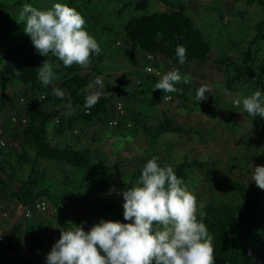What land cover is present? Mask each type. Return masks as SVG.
Here are the masks:
<instances>
[{"label":"rangeland","instance_id":"rangeland-1","mask_svg":"<svg viewBox=\"0 0 264 264\" xmlns=\"http://www.w3.org/2000/svg\"><path fill=\"white\" fill-rule=\"evenodd\" d=\"M13 1L0 0V3H7L10 6L0 11V50L2 49L7 54L17 56L20 59H27L32 56H40L44 60L50 59L55 73V78L50 83L53 86L59 77L60 68L57 64L60 61L55 57L41 56L36 51L30 36L24 32L25 25L16 22L20 9L11 6ZM74 1L86 21L85 30L97 40L101 47V53L96 55L95 63L93 57L89 65L82 69V74L91 73L93 66L95 73L92 75L94 78L98 73L105 75L109 71L111 72L112 77L103 85V88L106 87L107 89L102 88L98 91L103 95L105 90H109L115 95L110 106L117 111L114 120H118V124L112 125L105 118L91 123L83 121L77 123L72 131L68 130L66 133L68 137H65L60 135L59 124L57 120H54L49 123L47 131L51 144L66 148L82 142L80 144L88 150L93 163H99L104 168H115L116 164H121L124 168H130L131 173L136 172L137 168L142 170L153 156L161 158L158 161L161 166L168 164L173 169L185 159L206 162L207 167L189 170L188 180L183 181L182 184L196 197L197 216L209 204L240 203L241 198L238 192L233 189V184L245 185L252 194H257L256 199L264 208V190L260 189L254 181H251L252 169L249 167L251 163L253 167L264 166V118L249 115L243 110L242 102L239 106L234 103L238 98L247 97L257 90H262L261 84L264 82V75L260 71L259 65L264 55V42H252L256 34V24L264 16L263 9L257 7L258 12H262V15L257 14L253 24L244 25L240 23L236 28L231 27L229 21H232L233 18L237 21V16L227 15V19H224L225 22H222L218 11L211 15L213 19L216 18V24L212 28H207L197 22V25L201 27L203 36L210 44V60L173 67L174 70L180 72L182 77L188 76L190 82L187 84L178 83L185 88H182L180 94L175 95L172 100H164L167 102L166 106L171 109L166 107L167 113L164 112L166 115L156 114L159 119L167 117L177 126L194 129L198 132V134L188 135L164 133L160 124L145 131L141 129L137 122V112L135 111L137 107L133 105L132 101H126L123 114L117 110L116 99L118 95H121V91L114 89L112 83L118 81L123 84L129 75H136L137 71H132L136 65L143 68L152 65L143 59L148 55L141 50L133 52L130 49V42L126 38L128 21L132 17L143 15L169 14L173 10L174 4H186L188 1ZM140 2L144 4L145 8L138 10L135 5ZM55 3L62 2L61 0H31L30 4L38 9H50ZM250 50L252 51L251 62L244 66V76L241 82L235 83L232 81L236 77L235 69L226 59H231L238 65ZM153 57L154 59L159 58L158 55ZM160 68L167 71L164 67ZM138 72L140 73L139 70ZM195 83H198V86L190 87V84ZM128 84L131 85V83ZM205 84L209 85L211 89L205 94V97L212 99L215 103L212 106L213 113H209L204 104H199L194 94L196 89ZM25 93L24 86L15 80L8 83L4 95L1 94L0 90V117L4 116L2 112L6 105L16 106L21 98L28 99ZM46 100L40 102L41 106L46 104ZM2 101L5 103L4 106ZM123 101L122 98L121 102L123 103ZM63 106H65V116L72 119L76 110L70 106V103H64ZM145 107H141V109ZM6 125L9 132L11 125L8 126V120ZM23 139L21 140L20 151L13 152V157L5 159L8 160L5 161L7 173L16 177L12 183L14 188L15 186L18 188L17 179H26L30 172L31 160L35 154L34 149L25 147ZM21 153L25 157L21 156ZM16 160H20L21 164L17 165ZM211 170L215 172L214 175L210 173ZM41 175L47 184H52L70 178L75 180L81 176V171L68 165L43 162ZM211 176L214 178L210 180ZM60 203L65 206L63 211H57L55 205L51 204L47 212L37 213L29 219L32 224H36V220H38L37 229L41 236V246H37L35 242L26 239L21 250L17 253L18 258L23 262L40 264L37 258V248L43 247L45 249L50 240L58 241L62 226L68 227V224L74 222L78 226L82 225L87 232L101 219L110 220L105 214L96 216L90 210H85L71 201L64 200ZM7 209L9 214L5 213L7 211L0 212V221H3L5 232H12L24 218L22 207L16 201H12ZM90 222L92 225H89ZM21 233L25 234L24 228H22ZM3 243L6 245L7 240ZM101 254L104 253L101 251Z\"/></svg>","mask_w":264,"mask_h":264},{"label":"trees","instance_id":"trees-1","mask_svg":"<svg viewBox=\"0 0 264 264\" xmlns=\"http://www.w3.org/2000/svg\"><path fill=\"white\" fill-rule=\"evenodd\" d=\"M253 1L259 2L264 10V0ZM61 2L80 12L74 0H61ZM30 3L31 0H14L13 4L10 5L15 9H21L22 5ZM8 5L7 3H0V11L9 8ZM135 8L139 10L144 9L145 6L140 2L135 5ZM172 9L169 14L132 17L126 26V38L130 42V49L133 52L141 50L148 56L158 55L159 58L155 59L158 68L160 63L170 65L172 68L181 65L176 55L178 45H183L186 49V59L183 64L210 60V44L192 19L187 16L186 6L176 4L172 6ZM258 41L264 42V17L256 24L254 42ZM93 57L95 63L97 59L95 53L91 55L90 62ZM251 59V50L238 65L233 60L226 59L236 72V77L232 81H235V83L241 82L244 76L243 68L245 65L250 64ZM43 61L44 59L40 56L20 59L17 56L7 54L2 49L0 50L1 94L4 95L8 83L15 80L24 86L28 98H34L37 94L45 93L47 99L46 104H43L44 107L41 106L39 101L33 100L25 108L24 113L28 119L26 125L11 123L12 127L9 132L7 125H3L7 145L0 149V212L7 211L5 213L9 214L7 206L12 201H16L23 208L32 207L38 200H47L55 205L56 209L61 201L68 200L85 210H90L96 216L105 214L109 217V221L132 222L124 219V198L118 193V190L125 191L128 187L136 185L142 174L141 168H137L134 173L130 172V168H124L121 164H116L115 168H104L99 163L92 162L87 149L74 148L72 145L60 148L51 144L47 136L48 125L54 120H57L59 124L60 135L65 137H68L67 131H72L79 122L91 123L101 118L112 122L117 115V111L115 112L110 106L114 95L105 90L98 102L90 109H86V96L91 91L101 89L99 86L89 89L88 86L93 84L101 73H98L94 78L92 75V73H95L93 66L91 73L83 75V68L79 65L65 68L62 61H60L57 64L60 70L58 71L57 83L53 85L55 87L51 84L44 86L38 76V69ZM259 69L264 75V55ZM109 77L111 78V76ZM140 79L141 84L137 85L135 83L133 87L129 88V93L123 96L126 101H129L132 95L135 94L143 98H149L148 87L155 86L159 82L156 77L145 73L140 74ZM196 86H198V83L190 84V87L195 88ZM175 87L177 91L174 93H164L162 90L156 89L155 92L152 91L153 98L164 97L165 95L175 96L180 94L182 88H185L180 84H176ZM261 87V93L264 96V82H262ZM56 88L65 93L62 99L53 94V90ZM138 88H140V91L137 90ZM197 90L194 92L195 95ZM64 103H70V106L76 110L72 119L65 116ZM123 103L125 105V101ZM198 103L204 104L209 113L214 112L212 106L215 103L212 99L206 98ZM2 105H5L3 101ZM147 106L153 107L154 103L150 100ZM159 123L164 133L198 134L194 129L177 126L167 117H164V120ZM82 131L84 132V130ZM21 138H24L23 144L25 147L34 149L35 154L31 160L30 172L26 179H17L18 188L16 186L14 188L12 183L16 177L7 173L5 161L8 160L5 159L13 157V152L20 151ZM21 156H24V154L21 153ZM43 162L68 165L80 170L81 176L75 180L70 178L69 180L47 184L41 177ZM16 164L20 165L21 161H17ZM207 166L206 162L185 159L177 165L174 172L178 178L186 181L188 180L189 170L201 169ZM210 173L214 175L215 172L211 170ZM213 178L211 176L209 179ZM232 187L238 192L241 198L240 203L209 204L203 210V222L206 224L209 234L213 237L215 264H264V208L257 201V194H252L245 185L233 184ZM23 217L19 226L12 232H5L3 221H0V264H28L17 256L26 239L35 242L37 246H41L40 232L36 225L29 221L33 216L31 218ZM197 217L199 219V216ZM91 223L89 225H92ZM75 225L78 224L73 222L68 224V227H74ZM68 227L62 226V229ZM22 228L25 229L24 235L21 233ZM5 240H7L6 245L3 243ZM56 242L50 240L45 249L43 247L37 248V258L40 264H47V254Z\"/></svg>","mask_w":264,"mask_h":264},{"label":"clouds","instance_id":"clouds-1","mask_svg":"<svg viewBox=\"0 0 264 264\" xmlns=\"http://www.w3.org/2000/svg\"><path fill=\"white\" fill-rule=\"evenodd\" d=\"M16 22L25 25V34L41 56L55 57L65 68H86L91 55L101 53L97 40L85 30L82 14L68 5L55 3L50 9H38L24 4ZM176 55L182 65L186 59L183 45L177 46ZM38 76L44 86L55 78L50 59L43 61ZM181 82L187 84L190 78L170 70L161 76L155 89L174 93L175 85ZM96 86L103 88L100 77L88 88ZM210 91L209 85H201L196 100H205ZM53 94L61 99L65 95L59 88ZM100 96V91H91L85 108L93 107ZM241 102L249 115L264 118L261 91L234 101L237 106ZM160 159L153 156L148 160L137 184L121 193L124 219L132 222L101 219L87 232L82 225L60 229L61 237L47 254V264H215L213 237L203 222L204 213L197 217L195 195L182 186L171 165L158 164ZM249 167L251 181L264 190V166L253 167L251 163Z\"/></svg>","mask_w":264,"mask_h":264},{"label":"crops","instance_id":"crops-1","mask_svg":"<svg viewBox=\"0 0 264 264\" xmlns=\"http://www.w3.org/2000/svg\"><path fill=\"white\" fill-rule=\"evenodd\" d=\"M187 1L188 2L186 4H183L187 8L186 14L190 19H192V21L195 23V25L197 26V28L200 31H201V29H200L201 27H199L197 25V22L199 24H202L203 26H205L207 28H209V27L212 28L216 24V18L214 17V19H213L211 15L217 11L220 14V18H221L220 20H222V22H225L224 19H227V15L228 16H231V15L237 16V21L235 18H233L232 21L228 20L230 26L231 27L233 26V28L238 27V25L240 23H243L244 25H246L248 23L253 24L254 19L256 18L257 14L262 15L261 13L262 12L264 13V10H262L261 13L258 12L257 7H260L261 9H263V7L260 5L259 2H257V1L254 2L253 0H187ZM174 5H176V4H174ZM255 10H256V13H255ZM252 43H254V41ZM143 59L146 60L148 63L152 64V65H147V66H153V67L157 66V60H155L153 56H146ZM160 67L166 68L165 70H167V71L174 70L170 65H164L162 63H160L159 68ZM156 68H158V67H156ZM144 69L145 68L138 67V65H136L132 69V71H137V74L136 75H133V74L129 75L128 79L125 81V83H123L124 86H127L129 88L133 87V85L135 84V80L140 78V74L141 73L144 74V72H143ZM138 70L140 71V73L138 72ZM108 74L112 77L110 71L108 72ZM128 83H131V85ZM153 86L151 85L148 87V90L150 92L149 98H143L138 94L132 95V97L130 98V101H132L133 105L135 107H137L136 109L134 108L135 111L137 112V122L141 126V129H143L144 131L148 130V128H150V127L157 126L158 124H160L159 122L164 120L163 119L164 117L159 119L158 117H156V114L157 115H166V113H167L166 110L169 107L166 106L167 102H165L164 100L168 101L167 100L168 96L171 97L170 100L175 98V96H172V95H165L164 97H154L153 98L152 91L153 92L156 91L155 86L154 87ZM104 88H106V87H104ZM137 90L140 91V88H138ZM116 94H118V93H116ZM123 96L124 95H122V94L118 95V98H117L118 100L116 99V104L118 101H121L122 98L126 103V99ZM152 98H153V100H152ZM114 99H115V95H114ZM150 100L154 103L153 107L147 106ZM19 103H20V101L13 108H11L12 105L11 106H9V105L5 106V109L2 113L6 116L0 117V124L4 125V124H6V121L8 120V126L11 125L10 128L12 127L11 122L9 123L10 116L18 108ZM125 107H126V105H125ZM141 107H145L146 109L145 108L141 109ZM115 112H116V110H115ZM164 112H166V113H164ZM80 143H82V142H80ZM80 143L74 144L72 146L74 148L80 147V148L84 149V147ZM36 222L37 223L35 225H36V227H38L39 226L38 220H36Z\"/></svg>","mask_w":264,"mask_h":264},{"label":"built area","instance_id":"built-area-1","mask_svg":"<svg viewBox=\"0 0 264 264\" xmlns=\"http://www.w3.org/2000/svg\"><path fill=\"white\" fill-rule=\"evenodd\" d=\"M150 69V70H149ZM143 72L145 74L148 75H152L154 77H156L157 79L160 80L161 76L163 74H165L168 71H163L161 68H156L153 66H147L145 67V69L143 70ZM157 73H159L160 75H158ZM109 74H105V75H98L97 77L101 78V81L104 85V83H106L107 81H109ZM135 83L137 85L141 84V79H136ZM113 86L115 89L120 90L122 95H126L129 93L130 89L127 86H124L121 82H113ZM46 99V95H39L36 96L34 98H21L20 103L18 108L15 110V112L10 116V122L12 124H22V125H26L28 123V119L27 116L25 115L24 111H25V107L29 104L32 103L33 100H37L39 102H42ZM171 97L168 96L167 100H170ZM124 104L121 101H118L116 104V108L118 111H120L123 114V110H124ZM112 125H117L118 124V120H113L111 122ZM4 128H3V124H0V149H3L4 147H6L7 143L6 140L4 138ZM124 190L119 189L118 193L121 194ZM51 206V202L47 201V200H38L35 202V204L32 207H23L22 208V213L23 216H25L26 218H31L35 213H45L50 209ZM64 205L63 204H59L58 205V210H63ZM1 240H3V238H1Z\"/></svg>","mask_w":264,"mask_h":264}]
</instances>
